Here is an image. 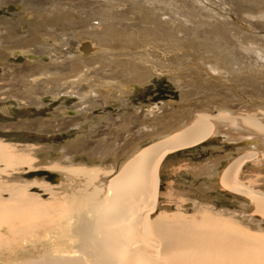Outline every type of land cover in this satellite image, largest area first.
Segmentation results:
<instances>
[{
    "label": "bare ground",
    "instance_id": "6f19581e",
    "mask_svg": "<svg viewBox=\"0 0 264 264\" xmlns=\"http://www.w3.org/2000/svg\"><path fill=\"white\" fill-rule=\"evenodd\" d=\"M20 1L0 3L20 11ZM119 1L87 30L73 21L66 6L79 7L73 0L46 1L59 3L48 32L33 27L20 35L21 11L12 22L0 19V73L7 75L0 74V99L41 105L62 92L79 98L49 119L0 125L78 131L61 147L16 143L0 132L1 262L12 264L28 249L13 264H264L263 237L247 232L264 231V32L203 17L201 10L217 8L214 0H131L142 7L130 10V0ZM221 1L264 18V0ZM83 7L86 18L97 14ZM249 23L264 30V22ZM156 78L172 82L183 104L131 107L130 85ZM111 100L123 113L99 114ZM221 140L229 142L223 152L235 153L199 151ZM220 194L228 207L210 200ZM190 206L249 228L230 227L222 216L220 224L193 220L184 215Z\"/></svg>",
    "mask_w": 264,
    "mask_h": 264
},
{
    "label": "rangeland",
    "instance_id": "374dc122",
    "mask_svg": "<svg viewBox=\"0 0 264 264\" xmlns=\"http://www.w3.org/2000/svg\"><path fill=\"white\" fill-rule=\"evenodd\" d=\"M28 1H30V0H25V1L21 0L20 1L21 3L23 2V3L26 4L25 6H22L23 8H21V10H20L21 13H20V11H17L15 9L12 10L14 7H16V5L13 6L12 4H5V3L2 4V3H0V19L3 17L4 21H11L12 22V19L11 20H7V19L8 18L10 19L12 17L14 18V16H16V17L20 16L22 18V20L20 21L21 23L17 24V22H16L17 25L15 24L17 26L16 28H18V30L20 32V35H23V33H25L26 31H28L30 29H32L33 27H34L33 29L37 28L36 31H38V32H42L40 30H44L45 31V29H46V32H48V30H50L52 28V26H53L52 23L55 22V21H52L54 19V16H53L54 6L56 7L59 3L58 4L54 3L51 6V5H49V3H46V1H51V0H37V2H36V0H34L35 2L33 3V6H35V7L32 8V6H30V4L32 3V0L30 2H28ZM73 1L78 2L81 7L80 6L79 7L78 6H74V5H66V6H70V8L72 10L71 12L75 15L74 18H73V21L78 22V23H83V26H86L84 28H81L83 30H87L88 28H90L89 26H92V25L93 26H97L98 23H102L103 20H102L101 17H102V15H105V14H103V11L106 10L107 7L109 8V7L114 6V5L118 6L120 4V2H121L119 0H113V1L110 0V2L106 1V0H73ZM183 1H185V4H187L186 0H183ZM183 1L179 0L178 2H180L183 5V3H184ZM191 1H194L198 5V2H196L195 0H191ZM214 1L218 2V3H216L218 6L215 9V11L214 10H208V11L201 10L202 11L201 14H203V17H205V18H213V19H215V18L222 19V21H225L226 23L231 22L232 23L231 26H233L234 24L237 23V24H239V25L244 27V29H245L244 32H246V34L247 33H252L254 35H259V32H262V31L264 32L263 28L262 29H257L255 27H252V25L249 23L250 21H252L254 23H261L262 24V22H264V18H262V19H260V18H248L244 13L239 14L237 11L232 9L231 8L232 6H230L231 4L230 5L226 4V3L224 4V2L221 1V0H214ZM131 2H132L131 0L128 1V4L124 5V7L127 8V9H129L131 7L133 8L134 5L130 7V5H132ZM203 2L206 3V0H203ZM83 3L85 5H83ZM116 3H118V4H116ZM86 4H89V5H86ZM37 5H38V7H37ZM42 5L45 6V9H43L44 6H42ZM137 5H135L134 8H136ZM211 5L214 6V4H212V3H211ZM46 6H48L49 8L46 7ZM83 6L84 7L86 6L85 9H87V11L91 10L89 8L93 7L94 13L96 12L97 14H95L91 18H86V16H87L86 12L84 10H82ZM138 6L140 8L142 7L141 5H138ZM28 7H29V9H28ZM42 9H43V11H42ZM84 12H85V14H84ZM18 13H20V15ZM195 13L196 12L194 11L192 14L194 15ZM201 14H199L198 17H200ZM76 16H77V18H76ZM83 16H85V17H83ZM66 22L67 21H65V23ZM29 26H31V27H29ZM59 27H61V26H59ZM71 27H74V26H71ZM222 27L224 28V26H222ZM227 27H229V25H227ZM8 29H11V28H8ZM247 29H250V31L247 30ZM62 32H64V31H62ZM224 32H226V34L230 33L228 28H226L224 30ZM59 34H61V32ZM177 35L179 37L182 36V34H180V33H178ZM192 38H193V36H192ZM194 41H198V39H195ZM199 45H200V42H198L196 45H192V43H191L190 47L188 49L191 52L197 53L196 50H197ZM183 49L185 50L186 48H183ZM11 60H12L13 63L14 62L18 63L19 66H20V64L22 65V62H24V59L18 60V57H16V56L15 57L14 56L11 57ZM12 62H10V63H12ZM1 68L2 67L0 66V69ZM0 74H2V76L3 75L7 76L5 72H1ZM170 83H172V82H170L169 80L167 82H165V81L161 80L160 78H156L155 81L152 80L151 82L144 83V84L143 83H140V84L132 83L130 85L131 87L129 88V92L127 94V97H129V104L131 105V107L132 106L133 107H137V106H140L141 104H144V105L145 104H149V103L150 104H152V103L156 104V103H161L163 100L164 101H171V100L174 101L175 100L173 103L176 106H179V105L181 106V104H183V103H178V102H181V95H180L179 89L175 88L174 85L170 84ZM60 95L61 96H59L56 99H54V98H52L50 96V98H48L47 102H44L45 104L43 103L41 105H36L34 103L33 104H29V105H21L19 102H17V100L15 101L12 98H6V99H2L1 98L0 99V125L1 124H6V126H12V125L14 126L17 123L18 124L24 123L25 122L24 120L32 121V120H38L40 118L41 119H49L50 117H52L54 115L53 112L56 111V108L58 109L59 106H60V108L61 107H63V108L65 107L67 110H69L68 109L69 107H72L74 104L77 103V101H79V98H75V97L72 98L75 101L74 100L72 101V99L68 100L66 98L68 96L65 95L63 92ZM53 104H55V105H53ZM123 108L124 107H122V108L119 107L115 102H113L111 100L109 105L107 106V108H106V110L104 112L102 110H98V111H99V114H101L103 116H105V114L108 113L109 111H112L113 113H115V115H118L120 113H123V111H124ZM98 111L95 112V113H98ZM172 111H175V112L177 111L178 112V108L176 107ZM99 114H97L96 116L100 117ZM116 131L118 132L117 128L112 130V133L116 132ZM0 132H4L5 134H8V136L6 138L10 139V141H13V142H16V143L17 142H24V143H31V144L35 143V144H38V145H45V146H48V145L50 146L51 145V146H55V147L56 146H58V147L64 146V144L67 143L68 140H70L73 137L75 138V136L78 135V134H76L78 131L74 130V129L73 130L72 129H68V130H64V131H55V132L48 133V134L47 133H41V132H38L36 130H33V131L26 130V129H7V130H4V128L0 129ZM227 144H229L228 141L221 140L219 143H212V144H209L207 146L204 145L203 147L199 148V151L201 150L200 152L203 153L204 150L207 149V151L208 150H211L213 152L215 151L214 153H216V154L219 151H222L221 155L235 153L236 148H234V149H232V148H228L227 149L226 148L227 150L223 152V150H222L223 147L229 146ZM199 151H196V152L192 151V152H193V154H196V156H199L200 155ZM45 153L46 152L42 153L44 155H42V154L39 155L40 153L38 154V157H40L39 158L40 161L44 160ZM52 153H54V152H52ZM207 156L208 155H205L204 159L205 158L207 159ZM202 159H203V157H202ZM109 160H112V159H109ZM44 164H46L45 161H44ZM42 172L43 173L40 174V177L47 178L46 177V171L42 170ZM191 180L189 179V180H184V181L186 183H189V182L192 183ZM200 183H201V181H200ZM200 183H197L194 186H191V184H184V185H186V187H190L191 186L192 189H195V188L198 189L197 186H200ZM193 192L192 193L194 195H196V192L195 191H193ZM212 193L216 194L213 191H212ZM49 196H50V194L46 195L44 197H45V199L49 200V198H50ZM215 196H217V194ZM215 196H212V198H210V200H212V201H214L216 203H219V207H221V206L228 207V205L224 203L225 199L222 197V194H220L219 198H217ZM188 207H186V213L184 212L185 214L184 213L183 214L189 216V218H191L193 220L197 219L196 221H203V220H205V217L207 216V218H208L207 220L211 219L212 222L214 221L213 223H216V219H217L218 220L217 222H219V224L221 222H223V223L229 222L230 227H233L234 224H237L236 228H237L238 225H240V226L242 225L240 223L238 224V223H235V222L233 223L232 221H229V216L227 217L228 220L225 219L226 218L225 215L223 216V215H220L218 213L216 214L215 213L216 211H213V212L211 211L213 214L211 213L209 215L207 213L208 215H204L203 214L204 212L195 211V208L193 206H190V208H188ZM31 213H32V210L28 211V215H30ZM214 216H218V217H214ZM221 216L224 217L223 219H225L226 221L222 220ZM213 217L215 218V220H213L214 219ZM230 223H233V224H230ZM240 226H238V228ZM242 227L243 226H241L240 228L242 229ZM245 227H246V229L249 228L247 226H244L243 227L244 231H245ZM247 232H250L249 234H251V232H253L254 234L258 232V234H261L258 237H260V238L263 237V239H264V236H263L264 235L263 234L264 231L261 233V231H258L257 229L249 228L247 230ZM258 234H256V235H258ZM11 236H14V235H11ZM11 236H9V237H11ZM25 245L28 248L29 243H27ZM26 250L27 251H25V250L21 251L20 254H18V256L19 257H21V255L26 256V257L29 256L28 253L30 251L28 249H26ZM24 254H26V255H24ZM18 256H16V257H18ZM16 257H14V258H16ZM14 258H12L13 259V261H11L12 264L14 262H16ZM9 260H11V259H9ZM3 261L4 260H2V262ZM0 262H1V260H0Z\"/></svg>",
    "mask_w": 264,
    "mask_h": 264
}]
</instances>
